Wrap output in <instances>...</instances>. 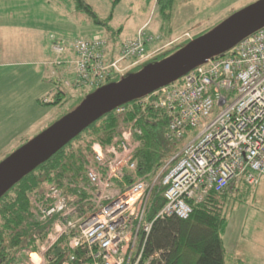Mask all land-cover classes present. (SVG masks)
Wrapping results in <instances>:
<instances>
[{
  "label": "built area",
  "instance_id": "1",
  "mask_svg": "<svg viewBox=\"0 0 264 264\" xmlns=\"http://www.w3.org/2000/svg\"><path fill=\"white\" fill-rule=\"evenodd\" d=\"M138 37L126 41L120 57L144 56L147 36ZM73 44L79 80H91L97 87L116 70V61L106 58L104 37L81 38ZM155 93L157 107L168 115L167 137L188 139L162 178L165 204L154 219H187L194 203L241 178L251 186L259 184L264 177V27L227 55L206 59L180 82ZM125 111L116 108L118 115ZM131 136L116 146L94 148L81 204L50 187L42 218L56 216L57 221L39 260L32 262L48 264L46 250L67 235L63 264H159V253L145 258V239L153 227L148 203L161 172L151 182L133 176L127 180L137 167L134 151L130 153Z\"/></svg>",
  "mask_w": 264,
  "mask_h": 264
},
{
  "label": "rangeland",
  "instance_id": "2",
  "mask_svg": "<svg viewBox=\"0 0 264 264\" xmlns=\"http://www.w3.org/2000/svg\"><path fill=\"white\" fill-rule=\"evenodd\" d=\"M114 1L88 0L103 19L110 16ZM257 1L175 0L170 15L165 16L159 11L156 0L151 5L146 0H121L109 22L113 29H121L117 41L119 44L123 42L119 54L112 60L116 61V74L128 76L135 73L156 56L173 51L184 42L195 40ZM0 23H4L1 26L3 30L0 29L1 163L78 107L87 96L114 81L106 82L108 79L104 78L101 85L96 87L91 85V80H79L73 43L81 38H106L110 33L102 26L91 23L86 16H77L73 0H0ZM139 34L147 36L144 56L120 57L126 41L138 39ZM44 44H51L53 52L58 56L66 53L73 56L69 62L61 64L58 61L61 65L58 75H65L60 79L61 87L55 86L48 79L50 73L47 70L50 71L51 65H44L42 60L35 59L36 50ZM59 44H62L61 50L58 49ZM106 55L110 59L111 54L106 51ZM59 88L62 91L59 104L46 105L39 102L43 96H48L44 102L53 100ZM32 124L35 125L32 131L20 139V135ZM124 124L120 127L122 141L126 142L132 133L129 142L132 148L130 153H133L135 131L128 123ZM187 139L178 142V153ZM94 148H100L99 144H93V152ZM225 212L228 226L223 238L227 264H264V177L258 185L242 186L239 191H230ZM238 255H241V262L237 260ZM33 256L26 259L24 264H35L31 261Z\"/></svg>",
  "mask_w": 264,
  "mask_h": 264
},
{
  "label": "trees",
  "instance_id": "3",
  "mask_svg": "<svg viewBox=\"0 0 264 264\" xmlns=\"http://www.w3.org/2000/svg\"><path fill=\"white\" fill-rule=\"evenodd\" d=\"M146 1L151 5L154 0ZM156 1L159 11L169 16L175 0ZM73 2L77 16H86L91 23L102 26L110 33L105 38V49L111 54L108 61L112 62L123 42L119 44L117 41L121 29H113L109 22L121 0L113 2L108 19L101 18L88 0ZM189 42L156 56L136 72L169 57ZM121 78L114 70L106 82H117ZM61 93L58 90L53 100L44 102V99H39V102L57 105L61 101ZM157 99L158 95L153 92L123 104L126 111L122 115H118L116 109L105 113L3 195L0 199V264H24L31 254L42 252L57 221L56 216L42 218V210L48 205L45 198L50 187L61 189L64 194L70 195L71 201L81 204V195L85 193L83 187L87 184L86 175L94 161L93 144L98 143L102 148L118 145L122 142L120 127L123 122L135 131L132 160L137 162V167L131 175L128 174L127 180L136 176L153 181L161 172L148 203V218L156 215L165 204L166 187L162 185V178L176 162L174 156L179 151L176 149L179 148L178 142L167 137L168 115L157 107ZM167 163L169 165L164 169ZM242 186L252 187L241 178L224 192L211 191L202 202L193 204V212L187 219L178 216L156 219L145 239L146 257L159 253V264H227L223 238L228 226L225 207L230 191H239ZM68 243L69 236L63 235L48 248L45 252L47 263L63 264Z\"/></svg>",
  "mask_w": 264,
  "mask_h": 264
},
{
  "label": "water",
  "instance_id": "4",
  "mask_svg": "<svg viewBox=\"0 0 264 264\" xmlns=\"http://www.w3.org/2000/svg\"><path fill=\"white\" fill-rule=\"evenodd\" d=\"M263 27L264 0H258L169 57L101 86L0 163V199L105 113L176 82L206 59L225 54Z\"/></svg>",
  "mask_w": 264,
  "mask_h": 264
},
{
  "label": "crops",
  "instance_id": "5",
  "mask_svg": "<svg viewBox=\"0 0 264 264\" xmlns=\"http://www.w3.org/2000/svg\"><path fill=\"white\" fill-rule=\"evenodd\" d=\"M3 24L4 23H0V29L1 30H3L2 27H1ZM65 56H67L66 57L67 59H65ZM70 57H71V59H69ZM72 57L73 56L70 53H66L63 56H58V55H56L53 52V50L51 48V44H48V45L47 44H44V45L40 46L36 50V57H35V59L42 60V63L44 65L48 64V65H51L52 66V67L50 66V71L47 70L48 74L50 73L48 75V79H50L55 86L56 85L57 86L59 85V87H61V85L59 84V82H61L60 79L63 76H65V75H62L61 73L58 75V71L61 68V65L58 64V61L62 62L61 64H63L65 62H69V60L71 61L72 60ZM51 62H53V63H51ZM69 69L71 70L72 67L69 66ZM59 90H60V88H59ZM51 92H53V91H51ZM45 98H48V96H43L42 97V99H45ZM33 127H35V125L33 126V124H32V126H29L28 129H27V131L25 133H23L22 135H20V139L23 138V137H25V136H27L26 134H29L30 131H32ZM8 146H10V144ZM240 256L241 255H238L237 260H241Z\"/></svg>",
  "mask_w": 264,
  "mask_h": 264
},
{
  "label": "bare ground",
  "instance_id": "6",
  "mask_svg": "<svg viewBox=\"0 0 264 264\" xmlns=\"http://www.w3.org/2000/svg\"><path fill=\"white\" fill-rule=\"evenodd\" d=\"M247 38H248V37H246L245 39H247ZM245 39H243V40L240 41L239 43L243 42ZM239 43H238V44H239ZM224 191H225V190H222L221 192H224ZM156 215H157V213H156ZM156 215H155L153 218H151V220H153V223H154V221H155L156 219L160 218V217H157L156 219H154V218L156 217ZM33 255H34V254H33ZM33 255H32V256H33ZM33 258H34L35 261H38V260H39V257H38L37 255H34ZM145 258H146V249H145ZM145 258H144V259H145Z\"/></svg>",
  "mask_w": 264,
  "mask_h": 264
}]
</instances>
